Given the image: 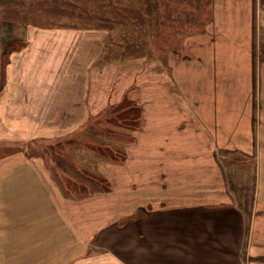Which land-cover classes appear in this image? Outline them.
<instances>
[{"label": "rangeland", "instance_id": "obj_1", "mask_svg": "<svg viewBox=\"0 0 264 264\" xmlns=\"http://www.w3.org/2000/svg\"><path fill=\"white\" fill-rule=\"evenodd\" d=\"M212 1L0 0V24L9 21L1 30L6 39H14L16 48L32 45L20 41L16 26L24 23V34L33 37V44L39 47L46 41L67 49L66 56L60 50L49 57L61 68L51 82H62L68 62L79 69L100 51L102 43L74 38L72 29H94L97 32L90 36L105 38L102 56L86 74L92 77L87 97L74 81L72 122L39 123L43 130L32 140L18 139L11 132L20 124L6 123V130L0 123V163L9 164L8 174L0 178V195L8 197L0 201V264H96L84 257L88 251H81V243L91 244L89 254H107L112 246L119 253L130 250L145 230L146 218L156 210L151 198L161 188L151 184L160 170L186 169L177 161L188 156L177 154V149L165 162L171 138L173 146L179 135L184 146H191L195 134L191 106L177 95L176 87H169L167 78H172L171 61L192 57L186 55L183 39L207 31ZM259 2L256 50L264 61V0ZM29 25L35 29L29 30ZM67 44L73 45L69 51ZM44 62L40 73L49 77L53 67ZM194 78L197 86L205 79L201 74L183 79L189 96L194 93ZM152 110L155 117L152 113L148 120L146 113ZM171 125L182 131L173 128L165 133ZM227 165L233 190L249 207L255 166ZM18 228L24 235L17 234Z\"/></svg>", "mask_w": 264, "mask_h": 264}, {"label": "crops", "instance_id": "obj_2", "mask_svg": "<svg viewBox=\"0 0 264 264\" xmlns=\"http://www.w3.org/2000/svg\"><path fill=\"white\" fill-rule=\"evenodd\" d=\"M209 11L207 31L183 39L184 51L192 57L171 61L172 78H167L169 87H176L177 95L191 106L195 134L191 146H184L179 135L174 146L171 138L161 151L166 150V163L174 149L177 154L188 156L177 161L184 163L186 169L166 173L160 170V177L151 184L161 188L160 194L151 198L155 199L156 210L146 218L145 230H140L142 235L138 233L133 246H127L130 250L119 253L112 246L108 249L111 253L89 254L91 244H80L81 251H88L84 257L97 260L96 264H264V61L256 50L260 2L213 0ZM4 24H0V123L6 130V123L20 124L15 133L10 131L18 139L32 140L43 130L39 123L73 121L74 81L87 97L92 77L86 74L102 56L105 38L90 36L97 32L94 29H72L74 38L80 37L92 45L98 40L102 45L79 69L68 62L69 74L65 66L58 84L51 82L55 80L51 76H57L61 68L49 57L58 55L60 50L66 56L67 49L46 41L39 47L33 44V37L24 34V23L16 26L21 32L19 39L32 45L16 48L13 38L3 36ZM192 38L195 42L190 41ZM188 43L194 46L191 48ZM71 48L73 45L69 44L68 51ZM42 60L53 67L47 73L49 77L40 73ZM76 71L78 77L73 79ZM194 74L204 75L205 79L197 86L194 78V93L189 96V84L183 79ZM57 108L68 112L56 114ZM152 113L155 117L153 110L146 113L148 120ZM34 123H38L36 128ZM173 128L182 131L172 125L164 131H174ZM228 162L255 166V193L249 207L242 204L233 190ZM235 171L238 174L241 169ZM8 172L9 164L0 163V178ZM2 190L7 191V187ZM6 200L7 195L1 193L0 201ZM17 234L24 235L19 228Z\"/></svg>", "mask_w": 264, "mask_h": 264}]
</instances>
